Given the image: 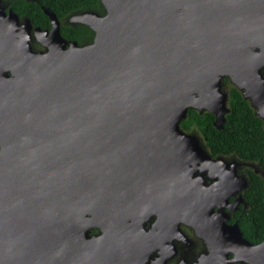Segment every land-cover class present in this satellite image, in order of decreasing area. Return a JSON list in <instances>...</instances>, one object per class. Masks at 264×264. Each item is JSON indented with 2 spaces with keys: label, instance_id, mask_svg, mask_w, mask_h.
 <instances>
[{
  "label": "water",
  "instance_id": "95a60500",
  "mask_svg": "<svg viewBox=\"0 0 264 264\" xmlns=\"http://www.w3.org/2000/svg\"><path fill=\"white\" fill-rule=\"evenodd\" d=\"M100 3L102 15L77 16L93 33L78 45L48 8L41 30L0 0V264L95 260L102 243L84 238L83 219L107 192L116 210L140 198L205 230L212 191L195 174L221 159L180 128L188 109L221 130L228 78L264 128V0ZM32 32L45 52L32 50ZM221 235L218 264H264V240L235 224Z\"/></svg>",
  "mask_w": 264,
  "mask_h": 264
},
{
  "label": "flooded vegetation",
  "instance_id": "af4514ba",
  "mask_svg": "<svg viewBox=\"0 0 264 264\" xmlns=\"http://www.w3.org/2000/svg\"><path fill=\"white\" fill-rule=\"evenodd\" d=\"M24 1L37 3V0ZM1 5L6 14L12 11L17 16L19 25L24 22V19H29L19 16L13 10L11 0H1ZM40 8L42 10L46 7ZM84 12L86 11L73 12L60 20L57 18L60 36L67 42L74 40L64 38L61 28L84 26L76 21L77 16ZM30 22L33 28L38 27L34 26L31 20ZM48 25L47 28H38L50 30L49 19ZM29 42L34 52L46 51L33 32ZM74 42L78 45L86 44V42L80 44L77 41ZM183 132L194 135L211 159H221V163H209V168L199 169L195 174V177L202 179L204 191H212L210 196L214 204L212 213L216 217L211 219L201 217L207 227L205 230L199 229V232L183 224L179 218L171 222L170 219H166L164 213L143 209L145 206L140 198L129 204L134 207L133 209L116 210L111 206L113 195L107 192L101 197L102 207L91 208L84 214L83 220L89 221L88 228L83 232L84 238L102 243L95 251V260L88 259L89 264H218L221 261L219 257L224 253L223 250L218 249L221 246L218 242L223 238L221 231L235 224L244 237L238 217L248 209L245 194L250 187L249 172L258 175L259 166L253 162L241 161L233 155L212 156L197 131ZM212 245L216 249L213 250ZM232 257L233 255L229 253L227 261Z\"/></svg>",
  "mask_w": 264,
  "mask_h": 264
},
{
  "label": "trees",
  "instance_id": "16d2710c",
  "mask_svg": "<svg viewBox=\"0 0 264 264\" xmlns=\"http://www.w3.org/2000/svg\"><path fill=\"white\" fill-rule=\"evenodd\" d=\"M50 9L60 20L68 14L80 11L103 13L100 0H37L29 3L24 0H11V7L21 17H28L34 26L47 28L48 18L40 7ZM61 34L68 40L89 43L93 39L92 31L85 26L75 28L65 26ZM228 108L225 123L221 130L213 126L214 116L188 109L186 118L180 123L183 131H197L212 155H233L237 159L256 163L264 171V128L262 121L254 115L248 102L233 87L227 78ZM250 187L245 194L248 209L241 214L239 226L245 239L253 244L264 240V180L249 172Z\"/></svg>",
  "mask_w": 264,
  "mask_h": 264
},
{
  "label": "rangeland",
  "instance_id": "374dc122",
  "mask_svg": "<svg viewBox=\"0 0 264 264\" xmlns=\"http://www.w3.org/2000/svg\"><path fill=\"white\" fill-rule=\"evenodd\" d=\"M221 90H222V92H225V93H227V91H228V85H225L224 81H223V85L221 87ZM261 173H262V170L259 169V171H258V169H257V174L261 176Z\"/></svg>",
  "mask_w": 264,
  "mask_h": 264
}]
</instances>
